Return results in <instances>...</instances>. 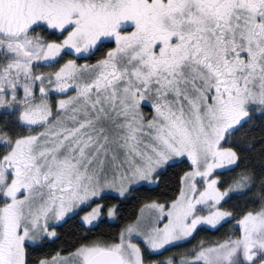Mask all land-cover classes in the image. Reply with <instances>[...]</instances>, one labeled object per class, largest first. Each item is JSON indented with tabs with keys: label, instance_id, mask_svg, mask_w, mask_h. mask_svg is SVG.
Segmentation results:
<instances>
[{
	"label": "snow or ice",
	"instance_id": "6c2138e0",
	"mask_svg": "<svg viewBox=\"0 0 264 264\" xmlns=\"http://www.w3.org/2000/svg\"><path fill=\"white\" fill-rule=\"evenodd\" d=\"M0 264H264V0H0Z\"/></svg>",
	"mask_w": 264,
	"mask_h": 264
},
{
	"label": "trees",
	"instance_id": "16d2710c",
	"mask_svg": "<svg viewBox=\"0 0 264 264\" xmlns=\"http://www.w3.org/2000/svg\"><path fill=\"white\" fill-rule=\"evenodd\" d=\"M135 204V201L133 202H129V203H126L125 204V210H126V214L133 211L134 210V207L133 205ZM231 225V222L228 224V225H225V229H227L228 227H230ZM224 231V229L221 230V233ZM218 235H220V233H201L199 237H197V239H201V238H205V236H207L208 238H216ZM196 241H192V243H195ZM59 243V242H57ZM189 245H185V247H187Z\"/></svg>",
	"mask_w": 264,
	"mask_h": 264
}]
</instances>
